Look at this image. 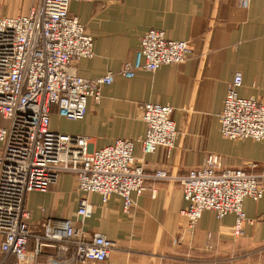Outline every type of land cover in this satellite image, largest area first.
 <instances>
[{"label":"crops","instance_id":"0c3cea01","mask_svg":"<svg viewBox=\"0 0 264 264\" xmlns=\"http://www.w3.org/2000/svg\"><path fill=\"white\" fill-rule=\"evenodd\" d=\"M10 5L0 17L27 13V8L12 12L25 2ZM68 13L93 40V57L76 62L75 74L90 80L108 73L113 77L100 87L98 103L88 101L81 120L52 113L51 131L87 137L91 151L116 140L132 141L135 162L146 174L161 170L179 177L199 168L206 154L219 156L225 168L246 172L258 170L248 165L264 163V140L231 141L219 133V115L236 73L242 77L239 97L264 95V0L73 1ZM151 29L164 32L168 40L190 43V58L152 73L138 71L130 79L120 76L122 65L133 61L140 38ZM144 103L173 109L177 137L170 151L158 147L153 154L142 153L145 125L139 106ZM81 196L73 175L64 174L45 194H29L26 208L34 227L49 219H70L86 239L100 234L114 243L108 260L84 264H264V196L244 199L242 211L252 223H244L239 236L232 234L234 215L218 220L211 211H204L190 231L180 216L187 203L179 183L148 180L142 195H131L129 213L117 195L101 204L98 195L89 194L92 213L83 221L76 216ZM55 252L43 248L37 264Z\"/></svg>","mask_w":264,"mask_h":264},{"label":"built area","instance_id":"2783aa9c","mask_svg":"<svg viewBox=\"0 0 264 264\" xmlns=\"http://www.w3.org/2000/svg\"><path fill=\"white\" fill-rule=\"evenodd\" d=\"M73 1L92 0H34L25 15L0 17V264L10 258L15 264H37L46 247L56 252L43 264L108 260L114 243L100 234L86 239L70 219H49L38 227L30 224L28 195L45 194L64 174L73 175L82 195L76 211L82 221L92 213L89 194L98 195L101 204L117 195L129 213L134 205L131 195H142L148 180L166 181L181 187L187 206L180 216L190 231L204 211H211L218 220L234 215L232 234L238 236L244 223H252L242 211L244 199L264 196V163L250 164V169L258 170L246 172L225 168L219 156L206 154L199 168L182 176L161 170L146 174L135 162L132 141L116 140L91 151L87 137L50 130L52 113L68 121L81 120L88 101L98 103L100 87L113 77L108 73L90 80L75 74L76 62L93 57V40L69 15ZM191 53L190 43L168 40L164 32L151 29L140 38L133 61L124 63L118 74L130 79L138 71L152 73L184 63ZM241 83L236 73L227 87L219 133L231 141H262L264 95L239 97ZM139 110L145 125L142 153L153 154L158 147L170 151L177 137L173 109L144 103Z\"/></svg>","mask_w":264,"mask_h":264},{"label":"rangeland","instance_id":"374dc122","mask_svg":"<svg viewBox=\"0 0 264 264\" xmlns=\"http://www.w3.org/2000/svg\"><path fill=\"white\" fill-rule=\"evenodd\" d=\"M7 1H9V5H8V7H10L11 5H10V1H15V0H0V16H2V14H1V12H4V14H6L7 13ZM16 1H18V2H25V6H24V8L22 7V6H18V9L16 10V7L14 8V9H12V12H15V14L16 13H22V12H24V10H25V8H27V11H28V9H29V7L31 6V4L33 3V1L34 0H16ZM28 5V6H27ZM10 9H8V11H9ZM13 10H15V11H13ZM26 11V12H27ZM20 16V15H19ZM23 16V15H22ZM1 124H2V122H1ZM30 224H31V222H30ZM240 235V234H239ZM238 235V236H239Z\"/></svg>","mask_w":264,"mask_h":264}]
</instances>
